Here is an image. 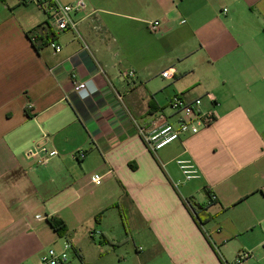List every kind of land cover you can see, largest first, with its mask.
Listing matches in <instances>:
<instances>
[{
  "label": "crops",
  "instance_id": "obj_1",
  "mask_svg": "<svg viewBox=\"0 0 264 264\" xmlns=\"http://www.w3.org/2000/svg\"><path fill=\"white\" fill-rule=\"evenodd\" d=\"M39 1L0 5V264L38 255L53 230L28 221L39 209L65 222L79 264L94 256L66 210L80 226L89 213L115 251L124 240L108 217L118 215L137 264H227L241 251L252 253L244 264H264V0H83L77 32L63 33ZM74 74L88 97L74 91ZM206 93L217 122L151 153L138 126L169 120L176 94ZM43 133L59 156L39 166L26 152ZM183 159L199 177L186 180Z\"/></svg>",
  "mask_w": 264,
  "mask_h": 264
},
{
  "label": "built area",
  "instance_id": "obj_2",
  "mask_svg": "<svg viewBox=\"0 0 264 264\" xmlns=\"http://www.w3.org/2000/svg\"><path fill=\"white\" fill-rule=\"evenodd\" d=\"M3 0H0V5ZM38 5L45 11L48 16L49 25L57 32L65 31L77 32L78 22L75 15L86 8L83 0H78L71 4H61L57 0H40ZM151 32L155 33L160 27L159 21H152L149 24ZM56 53L62 51V47L55 42L49 43ZM135 71H128L122 74L124 79H132ZM163 78L171 80L173 74L170 69L162 73ZM74 91L82 98L88 97L90 93L89 83L81 81L77 75L72 76ZM209 102L206 107L204 100ZM218 102L213 93H206L204 97H196L192 100L186 99L181 94H176L170 102V108L173 111L172 117L165 121H153L148 126H138V134L143 139L149 151L157 154L160 150L169 145L182 140L183 138L195 136L202 130L211 127L219 119L217 110ZM59 156V152L49 148V136L43 133L40 139L35 142L26 152L28 159H34L39 166L47 165L51 160ZM76 159L85 158L84 152L73 155ZM178 164L186 180H192L199 177V171L192 160H178ZM111 173V172H109ZM105 175H93L91 183L101 185ZM39 219L43 217L38 216ZM70 243H65L61 250L49 249L40 259L39 264H79L75 253H70L72 249ZM252 258L250 251H241L233 263L227 264H244Z\"/></svg>",
  "mask_w": 264,
  "mask_h": 264
},
{
  "label": "rangeland",
  "instance_id": "obj_3",
  "mask_svg": "<svg viewBox=\"0 0 264 264\" xmlns=\"http://www.w3.org/2000/svg\"><path fill=\"white\" fill-rule=\"evenodd\" d=\"M10 2H18L20 0H9ZM165 107L168 106L167 99L163 100ZM59 204H61V199H57L54 202V205L59 207ZM74 211L72 210H66L63 212L65 217L68 220L69 228L72 231L73 234H77V237L80 239H76L77 244L81 246V248L88 254L93 255L94 258L92 260L93 264H137V262L130 257V255L134 254V245L131 241H126V232L125 229L122 227V225L118 223L119 218L118 215H115L114 217L109 216V225L113 226L115 230H117L118 235L121 236V238L124 240L121 243V248L118 249V247L115 249L110 243H100V237H99V231L96 229V231L92 230L93 227L97 228L96 222L94 218H90V214L86 212L82 215V218L84 219L85 223H81V226L79 225L78 218L73 214ZM36 214H40L38 216L43 217L44 220L42 222H38L40 220L38 216L35 217ZM46 213H44L43 209H39L36 213H33L28 217V221L31 222V224L36 225L39 227L41 223H48V218H44ZM53 216V215H51ZM102 216V215H101ZM59 218V216H56ZM97 218V217H96ZM101 217H98V219ZM88 220V221H87ZM50 227V226H49ZM51 229V228H50ZM74 229H77L74 231ZM91 231V233H89ZM69 236L60 237L56 234L54 229L51 231V234H48V237H45L42 241L39 243L37 242L35 244L34 251L38 253L37 256L31 261H28L26 264H39L41 257L51 248L56 250H61L64 246V244L70 243L71 241L67 240ZM71 244V243H70ZM70 253L73 255L74 249L72 248ZM113 253V254H112ZM92 257V256H91Z\"/></svg>",
  "mask_w": 264,
  "mask_h": 264
},
{
  "label": "trees",
  "instance_id": "obj_4",
  "mask_svg": "<svg viewBox=\"0 0 264 264\" xmlns=\"http://www.w3.org/2000/svg\"><path fill=\"white\" fill-rule=\"evenodd\" d=\"M154 101H151V108L155 106ZM158 108V107H157ZM156 109V106H155ZM190 207L193 208V210L195 211V213L198 212V207L195 205H191ZM199 214V213H197ZM48 223L50 224V226L54 229V231L56 232L57 235H59L60 237H65L68 231V228L65 224V222L58 218V217H51L48 219Z\"/></svg>",
  "mask_w": 264,
  "mask_h": 264
}]
</instances>
